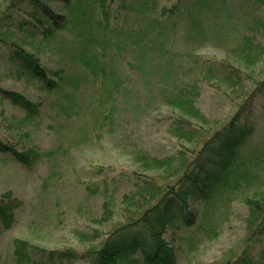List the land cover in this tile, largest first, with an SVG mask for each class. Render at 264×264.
Returning <instances> with one entry per match:
<instances>
[{"label":"rangeland","instance_id":"374dc122","mask_svg":"<svg viewBox=\"0 0 264 264\" xmlns=\"http://www.w3.org/2000/svg\"><path fill=\"white\" fill-rule=\"evenodd\" d=\"M104 1L108 24L97 25V6L86 38L59 32L45 42L29 24L8 30L7 44L0 43V92L38 105V114L30 118L0 93V142L38 157L28 169L0 154V264H53L49 252L73 255L59 264H92L114 231L140 217L142 211L133 208L134 202L127 205L124 196L143 181L172 185L181 173L178 159L197 152L205 134L220 130L252 93L248 120L254 132L240 148L239 171L230 177L229 188L206 203H191V226L173 220L160 229L175 264H231L245 251L264 259V236L252 238V210L246 204L264 195V34L248 49L250 65L234 52L241 36L248 35L244 26L251 21L254 0H225L224 12L213 20L217 25L231 16L238 32L227 40L221 36L222 41L210 22L200 43L188 25L171 27L164 39L147 34L155 15L140 22L134 20L136 6ZM175 2L158 0V9ZM48 4L59 14L64 11L60 1ZM259 15L264 23V12ZM88 38L85 63L81 46ZM14 49L32 55L53 81L54 72L63 70L60 88L50 91L21 74L9 60ZM221 64L233 69L232 83ZM191 82L198 90L194 106L207 124L164 103L163 94L184 91ZM181 117L191 122L187 131H195L191 141L174 137ZM143 157L171 165L154 169ZM110 264L144 263L131 254Z\"/></svg>","mask_w":264,"mask_h":264},{"label":"trees","instance_id":"16d2710c","mask_svg":"<svg viewBox=\"0 0 264 264\" xmlns=\"http://www.w3.org/2000/svg\"><path fill=\"white\" fill-rule=\"evenodd\" d=\"M49 1H60L64 10L62 14L51 8L48 4ZM118 1L121 4L129 2V5L137 7V10L134 11L137 14L134 16V20L147 22L155 15L151 25H148L149 31L145 33L154 32V36L163 39L171 27L178 29L181 25H188L190 34L194 36L195 41L200 43L201 38L205 36L202 34L203 26L210 22L209 29L216 26V34H213L222 41L225 40L221 36L227 40L229 34L238 32L231 16L226 17L223 23L219 22L217 25L213 20V16L224 12L225 0H176L171 6H162L159 9L158 0ZM97 6L101 15V21L97 25H100L101 22L108 24L109 11L104 0H0V43L7 44L8 30L11 31L16 27L21 28L29 24L33 28L32 32L45 42L51 43L59 32H70L78 38L79 35L86 38V31L90 30V25L93 22L92 12ZM260 12H264V0H254L251 21L246 22L244 26L248 35L241 36L239 48L234 50L237 59L245 61L246 65H250L247 61L251 56L248 49L252 48L254 37L264 34V23L260 18ZM24 15L30 17V21H21L23 17L20 16ZM147 34L142 35L140 41L144 40L148 36ZM90 40V38L86 39L84 45L81 46L80 60H84L85 63L89 61L85 50L90 44ZM145 42L142 41V43ZM144 45L147 47L148 44ZM14 47L18 46L14 45ZM9 60L18 67L21 74L43 83L46 89L53 91L60 88L59 82H62L63 70L54 72L57 79L53 81L47 78L40 63L21 49H14ZM221 65L222 69L229 71L227 81L231 82L235 75L233 69L228 65L225 67L224 64ZM262 85L263 83L259 87ZM0 93L2 98L8 100L10 104L24 110L27 117L31 118L38 114V105L29 102L21 95L3 90ZM255 94L252 93L239 106L236 113L220 130L208 137L206 133V138L197 152L190 153L186 158L182 155L178 159L181 173H178L179 176L175 178L172 185L164 186L151 180L143 181L142 185L136 186L135 193L124 196L123 200L127 205L129 202H134L133 208L142 211L140 217L114 231L102 249L95 253L92 264H110L120 255L131 254H139L144 264H175L173 251L163 244L160 228L173 220L180 221L186 227L191 226L194 221L190 204L206 203L220 192L222 193L224 189L229 188L230 177L235 176L239 171L240 164L235 161L239 160L240 148L246 144L254 132L253 126L249 124L248 116ZM197 96L196 83L191 84L184 91L180 90L173 94L170 91L163 94L164 103L179 112L180 115L207 124L206 119L194 106ZM190 124V121L182 117L177 118L173 127L174 137L179 140L191 141L195 136V131H187ZM198 136L201 137V135ZM0 154L9 155L28 169L31 168L32 161L38 158L36 155L20 152L12 145L2 142H0ZM142 161L149 162L151 168L154 169L169 168L171 165L169 161L147 157H143ZM248 178L247 175L245 180ZM246 204L252 210L251 224L249 225L252 230H255L252 238L256 237L255 234L264 236V195L257 199L247 200ZM3 212L4 210L1 209L0 214ZM259 242L260 240L256 241V243ZM18 252L21 251L18 250ZM72 256L71 253L49 252L47 258L51 263L59 264L73 258ZM231 264H264V259L258 260L257 257L248 255L245 251Z\"/></svg>","mask_w":264,"mask_h":264}]
</instances>
